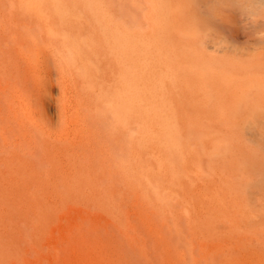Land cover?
Returning a JSON list of instances; mask_svg holds the SVG:
<instances>
[{"label":"bare ground","instance_id":"6f19581e","mask_svg":"<svg viewBox=\"0 0 264 264\" xmlns=\"http://www.w3.org/2000/svg\"><path fill=\"white\" fill-rule=\"evenodd\" d=\"M153 1L159 14L168 19L165 26L172 25L170 28L182 33L176 27L184 24V1L178 0L173 6L165 0ZM117 14L106 0H0V264H60L67 255L65 248L72 251L71 244L78 240L74 234L80 219L88 215L111 216L106 202L115 214V191L102 188L91 165L94 156L108 154L109 147L106 149L105 141L101 143L100 139L101 128L105 127L110 142L121 141L125 146L129 140L134 165L140 170L148 166L150 185L154 184L165 196L171 192L184 203L200 244L201 263L264 264L263 168L253 165L251 158L230 156L232 151L242 155L244 151L234 146L238 137L232 133L228 137L223 129L227 122L234 123L238 131L247 129L250 135L258 128L259 114L248 116L246 105L252 99L264 100V75L257 69L260 64L254 67L238 60L259 45L264 47V39L255 41L256 48H237L226 44L210 20L193 14L194 32L187 34L188 40H172V34L160 27L157 31L167 34V41L149 56L145 29L139 26L131 32L127 21ZM196 26L201 31L211 28L204 45ZM217 40L223 41L225 47L217 45ZM210 48L213 53L207 55L205 51ZM261 50L259 63L264 60V49ZM224 57L228 58L226 62H218ZM196 61L205 69V75H201L207 82L204 89L199 87L204 83L195 85L199 76L193 70ZM214 81L218 86L212 85ZM188 82L194 83L192 95L203 91L200 106L204 113L210 105L215 106L219 124L211 130L200 129L196 133L199 140H194L182 126L172 129L174 125L163 124L167 129L160 135L155 128L148 129V125L158 124L153 106L156 87L187 86ZM218 87L223 88V93ZM160 109L165 110L163 106ZM90 110L100 115L105 126L100 125L104 127H94ZM198 119L204 127L203 114ZM215 135L225 139L216 140ZM103 137L102 141L106 139ZM217 141L228 153L222 155V150L216 149ZM148 147L151 154L160 153L164 159L166 169L160 176L154 172V163L145 160ZM177 151L182 152L181 162L169 158ZM252 171L259 172L258 179L252 178ZM92 233L89 238L88 233H83L88 240L84 235L83 240L80 237L77 252L81 250L84 255L82 243L89 245L92 241V246L93 239H99V233L98 237ZM111 233V237L118 238L117 232L115 236ZM152 234L155 239L154 230ZM106 238L102 236L109 245L106 251L117 253L121 246L124 250L116 239L120 247L111 251L117 243L113 238L110 239L115 244L109 243L111 240ZM156 242L158 246V239ZM110 244L115 247L110 248ZM168 245L163 246L165 251ZM111 254L113 258L108 261L116 259L113 264L119 263L122 254L117 258ZM69 255L70 262L66 260L64 264L75 262L76 256L70 255L72 261ZM86 256L81 258L89 264L92 258ZM126 256H120L121 262L124 259L120 264L127 263ZM168 261L165 264L172 260Z\"/></svg>","mask_w":264,"mask_h":264},{"label":"rangeland","instance_id":"374dc122","mask_svg":"<svg viewBox=\"0 0 264 264\" xmlns=\"http://www.w3.org/2000/svg\"><path fill=\"white\" fill-rule=\"evenodd\" d=\"M106 1L112 7V9L118 13L117 16L119 18H122L123 20L127 21L128 25L131 29V32H135L139 26H142L145 29L146 39H147V42L149 43V48H148V55L149 56L155 55L156 54L155 48H158L160 50L161 44L164 45L165 41H167V39H166L167 34H163L160 31H157V29H159L160 27L162 29H167L169 31V33L172 34V36H170V38H172V40H176V41L188 40L187 39L188 35L189 34L191 35V33L194 32L193 31V14L194 15L196 14L197 16L199 15L204 20H210L214 24V28L216 30H218L221 37L224 39V41H226V44L231 43L235 47L241 48V49L247 48V47H255L256 48L257 45H255V41H257L261 38L258 37L255 33L260 32V31H264V22L258 24L255 29H247L246 30L244 27H242V20H241L240 14L237 11L229 12L224 18H209L208 14H207V5L205 3V0H196V3L193 5V7H192V0H183L185 7H184V11H183L184 15L181 18V22L184 21V24H182L179 27L175 26L177 29H180L182 31V33H180V34L177 32V30H174V28H170L172 25L168 24L169 28H167L165 26L166 25L165 22L167 23L168 19L165 18L166 16L163 17L159 14L160 9H159L158 5L156 4V2H154L153 0H106ZM165 2L172 5V6L174 4H178V0H165ZM125 7H126V10H125ZM195 10H196V12H195ZM175 23H177V22H175ZM174 25H176V24H174ZM185 26H187V27H185ZM215 26H217L218 29ZM259 47H261V45H259ZM212 51L213 50L210 48L209 50H206L205 53L207 55H210L213 53ZM260 51H262V50H260ZM251 52H253V51H250L249 53H251ZM229 55H231V54L228 53V56ZM247 55H245L244 57H242V59H240L238 61H240L243 65L252 64V66H254V67H260L261 66L260 69L259 68H257V69L264 75V60L261 61L260 63L257 60V58L261 57L260 52L257 51L254 54H251L249 56H247ZM225 57L221 59L222 61L218 60V62H226L228 58L225 59ZM181 59H183V58H181ZM178 60L180 61V59H178ZM208 60H206V61H208ZM260 60H262V59L260 58ZM168 61H169V63H176L174 60L168 59ZM181 62H182V60H181ZM257 63H258V66H255V65H257ZM193 64H194L193 70H195L199 75L198 80L196 79L197 82L195 83V85L200 84V83H204V86L203 85L199 86L201 89H204L207 87V85H206L207 82L201 76L203 74L205 75L204 66L202 64H200L198 61L194 62ZM259 64H260V66H259ZM252 72H250V73L252 74V77H253ZM165 79H167V78H165ZM214 84L216 86H218L216 84V81H214L212 83L213 86H214ZM242 84H244V86L246 88L245 82H242ZM193 85H194V83L188 82L187 86H179L178 85L176 87V86H173L171 84L157 86L156 91H155L156 101L154 102L153 106L156 107L154 112L158 115V117H156L155 123H158V124L148 125L147 128L148 129L155 128L157 130L156 131L157 134L159 133V135H160L161 132H163L164 130L167 129L165 127V125H170V126L174 125L171 127L172 129H174V128L179 129V127L182 126V127H184L183 129H185L186 132H188V130L191 132V133L190 132H188V133L191 134V136H192V138H194V140H199V138H198L199 136H197L196 133L200 129L205 128L206 130H211L213 125H218L219 121H218L216 114L214 112L215 106L210 105L209 109L207 111L205 110V113H204L201 110V106H200L202 104V101H204L203 100V97H204L203 91L199 92L197 95H192L191 89L193 88ZM208 85H210V84H208ZM241 86H240V88H241ZM222 89H223L222 87L221 88L218 87V91L220 90V93H223ZM261 91L264 92L263 89ZM168 104H170V105H168ZM161 106H163L165 108V110H163V112H162V109H160ZM246 106H247L246 114L248 116H249V114H251L253 112H257L259 114L260 117L258 119V126H257L258 128L256 131H254L253 135H250V132L247 129L246 130L243 129L242 132L238 131L237 127L235 126L234 123L227 122V124H225V126L223 127L224 132L227 134L228 137H230L231 133L234 136H237L238 140H237V142H235L236 144L234 146L238 147L239 149L241 148L244 151V155H242L240 153L236 154L235 152L232 151L230 156H233V157L240 156V158H242V159L243 158L244 159H248V158L250 159L251 158V160L254 162L253 165L258 164L261 168H263V174H264V100H262L261 102L260 101L255 102V100L252 99L251 103L249 105H246ZM165 111H168L169 113L165 112ZM95 113H96L95 111L90 110V116H91L92 123L95 124L94 127L97 125L98 128H101L100 126L104 125V122L101 121L100 115H98L97 113L95 114ZM159 114H160V116H159ZM202 114L204 117V127H202L199 124V119H198V117ZM93 117H95V118H93ZM100 121L102 123H99ZM100 124H102V125H100ZM163 124H165V125H163ZM98 125H100V126H98ZM104 126H102V127H104ZM98 128H94L98 134L103 130L102 134L101 133H100L101 135L99 134L100 137L102 135L104 136L106 134L105 135L106 139L104 138L105 136L104 137L102 136L104 138L103 141H102V137L100 139H101V143L102 142L104 143V141H105V144L107 145L106 149L109 147L108 151H107L108 154L106 153L107 156L104 155L103 157H100V156L95 157L94 156V160H92L91 165L97 171V174L99 176L102 188L105 190L113 188L115 191V197L113 199V207H112L115 211V214L114 215L112 214L111 207L106 202V208L108 211H110L111 216L107 215V214L106 215L100 214L101 211H99V214H100L99 217L88 215V216H85V218L80 219V226L77 228V232H76L77 236H76V234H74L75 237L79 236L78 240H75V241H77V242L79 240L80 241H79V243L73 242V243H77V245H75L73 243L71 245H73L74 247L78 246L81 243L80 237L82 238V240L84 238L86 240H88L87 238L90 237L89 235H91L90 233H91V231H93V233L96 234V237H98L97 234L99 233V239L98 238L93 239L94 245L97 244L96 245L97 248H94V245L91 246L92 241H91V243L89 242L90 243L89 244L90 249L88 248L89 250L87 249V247L89 246L88 244L82 243L84 246H80V247H85L83 249H86V252L83 251V253H85L86 255L89 254V257L91 256L92 259L89 258V259H91L88 261L89 264L91 263L92 260H93L92 264H113L115 261H117L115 258H117V254H119L118 252H120V250H123L122 246L121 247L118 246V243H121L120 245H122V244L124 245L123 246L124 250L120 253L122 255H120V254L119 255L120 256H124V255L126 256L127 255L126 256L127 258H125V261H127L126 264H165V262L169 260L168 259L169 257H170V260H172V261L169 262L170 261L169 260L168 264H172V263L184 264L187 262H188L187 264H198V263L204 264V262L201 263L202 260H201L200 244H199V241L196 237V233H195L196 230L194 228L193 220L189 218V215L186 212V208L184 206V203L178 201L177 198L171 192H168L167 196H165L162 193H160V191L157 189V187L154 184L150 185V183L148 182V176H149L148 166L146 169L140 170L134 165L135 159L132 157V151L130 149L129 140L125 142V146L122 145L123 143L121 141H120L121 143L119 142L120 144L113 142V141L110 142L109 138L107 137L108 129L105 127L103 129L101 128V131H100V129H98ZM104 130L106 133L104 132ZM103 132L105 134H103ZM193 132L195 133L196 136H194V134H192ZM176 135H177V137H179V131L176 132ZM215 138L217 140L218 136L215 135ZM161 139L164 140V138H161ZM224 139L225 138H221V139L219 138L218 140H224ZM108 143L110 146H108ZM218 143L219 142L217 141V145H218ZM118 145L123 147V148H120ZM126 147H127V150L125 151ZM219 148H220V150H222L221 151L222 155L228 153L224 148V144L218 145L216 149H219ZM121 149H123V150H121ZM122 152H125V154ZM176 153H177L176 156H175V154L172 155L173 153H171L169 158H172V160L174 162H181L182 157H183L182 152L177 151ZM178 156L180 158H177ZM145 160L148 162L152 161L154 163V165H155L154 172L159 176L161 174H163L164 170L166 169L164 159L163 158L161 159L160 153H157L156 155L151 154V147L147 148V151L145 153ZM128 161H131V164H128ZM258 173H259L258 171H252L251 172V174H252L251 176H253L252 178L258 179L257 176L260 175ZM263 178H264V176H263ZM133 188H135V189H133ZM263 197H264V195H263ZM141 205H143V206H141ZM170 205H172V206H170ZM170 209H172V210H170ZM140 212H142L144 215L141 214ZM148 212H150V213L148 214ZM145 215H146V218H145ZM150 215H151V217H150ZM155 216L156 217L158 216V217L155 219ZM139 217H140L141 221H140ZM87 220H88L89 224H87L88 223ZM153 220H154V222H153ZM147 221H148V224H147ZM142 222L144 224L146 223L145 224L146 227L147 226L148 227L150 226V227L146 228L145 226H143V228H144V230H143V228H142L143 223ZM140 223H142V224H140ZM158 225H159V227H158ZM108 226H109V228H108ZM82 228H85L83 230H87V232L83 231ZM116 228H117V230H116ZM102 230H103V232H102ZM153 230H154L155 237L157 236L155 239H153L154 238L153 234H152ZM79 231L80 232L82 231V234H80L81 236L79 235ZM147 231H149L150 234ZM83 233H85L86 235L88 233V235H87L88 237L85 236V234H83ZM103 233H105V235H107L106 237L108 239L106 237H104L105 235ZM109 233H111L113 236H115L117 234V236H115V238L118 237L116 239L117 240L119 239V240L117 241L116 239H114V237H111V235ZM149 235L151 236V238H150L151 241L149 240V237H150ZM102 236H103V238L107 239V240L105 239V241L109 242V240H111L109 243L112 242V239H110V238H113L115 240V242L116 241L118 242V243L116 242L117 245L114 242H112L113 244H115L116 248H112L114 245L110 244V245H112L110 247V248H112L111 251L113 249L114 250L117 248L119 249V247L121 249H119V251L117 249V251H118L117 253H116V251L110 252V250H107L110 252V254H109V252H107L105 250L106 248H108V247L105 248V246H107L108 244L105 245L106 242L102 241L103 240ZM121 236L122 237L124 236V238H122ZM180 236H182L183 239H181ZM183 236H185V237H183ZM161 237H164L163 239H165L167 243H164L165 241L163 242ZM157 239H158V246H157V242L155 243V241ZM90 240H92V238H90ZM153 240H155V241H153ZM159 240H161V242H159ZM86 242H88V241H86ZM165 244L166 245L169 244L168 245L169 249L166 247H164V248L168 249L170 254L168 253V250L165 251L163 249V246ZM74 247L70 246V248H72V251H68L69 249L65 248L67 255H63V258L64 257L65 258H64V260L60 261V264H64V262H66V260L68 261V258H69L68 253L70 255L72 254L73 256H76V257H74L75 258L74 259V258H72V256L69 255L70 256L69 260L73 261V259H74L76 262V263L71 262L70 264H74V263L75 264H80V263L85 264V263H87V261H83V259L81 258L82 256H86V255L85 254L82 255L81 250H80V252H77L80 249L79 247H78V249L75 247L76 250L74 249ZM102 247H103V249H102ZM170 247H171V249H170ZM136 248H137V250H136ZM150 248L152 251H154L153 254H152V251L150 250ZM182 248H186L187 251H185V249H182ZM196 248L198 251H196ZM125 249H126L128 254H126ZM148 249H149V252H148ZM157 249H159V250H157ZM178 249H180V250H178ZM194 249H195V251H194ZM98 250H100V252H98ZM171 250H173V251H171ZM101 251H102V253H101ZM104 251H106L107 254L105 253V255H103ZM177 251H179L180 254ZM186 252H188L190 257L186 255ZM195 252L198 253L199 256L196 255ZM111 253L116 254V256L114 258L115 260H112L113 262L108 261V260H110V258H113V256L112 257L110 256V255H112ZM149 253H151V255ZM164 254H165V256H163ZM176 254H179L178 257L180 258V256H181L182 259L178 258V260H177ZM106 255H108V256H106ZM167 255H168V257H166ZM66 256H67V258H66ZM120 256H119V258H121V259H119L120 261L118 260L119 263L116 262L115 264H120V262L122 260V257H120ZM86 257H88V256H86ZM94 257H96V259ZM187 257H188V259H190V261H188V259H186ZM166 259H168V260H166ZM84 260H88V259L85 258ZM99 260H100V262H99ZM176 260L179 262H176ZM123 261H124V259H123ZM182 261H184V263ZM185 261H187V262H185ZM69 262L70 261H68V263Z\"/></svg>","mask_w":264,"mask_h":264},{"label":"clouds","instance_id":"9594fccd","mask_svg":"<svg viewBox=\"0 0 264 264\" xmlns=\"http://www.w3.org/2000/svg\"><path fill=\"white\" fill-rule=\"evenodd\" d=\"M196 0H192V7ZM207 5V14L209 18H224L229 12L237 11L242 20V27L247 29H255L258 24L264 22V0H205ZM195 24L197 23L194 18ZM197 27V26H196ZM203 45L209 38L211 28L201 31L197 27ZM261 39H264V31L255 33ZM217 45L221 48L225 47L223 41L217 40ZM264 49V47L257 48L255 51L249 53L247 56ZM236 57L238 55L233 54ZM246 56V57H247Z\"/></svg>","mask_w":264,"mask_h":264}]
</instances>
